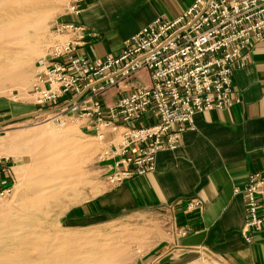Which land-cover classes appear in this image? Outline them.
<instances>
[{
    "label": "built area",
    "instance_id": "1",
    "mask_svg": "<svg viewBox=\"0 0 264 264\" xmlns=\"http://www.w3.org/2000/svg\"><path fill=\"white\" fill-rule=\"evenodd\" d=\"M85 2L70 0L53 23L56 37L36 61L28 93L43 110L38 115L89 127L101 145L102 182L114 188L153 172L158 152L178 146L196 113L240 102L232 96V74L246 65L251 44L264 40V0H195L178 17H157L139 29L118 54L94 60L78 52L86 38L78 21ZM142 70L147 84L104 102L109 89ZM9 191L2 189L0 200ZM234 191L244 196L241 235L249 243L264 228V169ZM202 206L200 199L186 203L187 210Z\"/></svg>",
    "mask_w": 264,
    "mask_h": 264
},
{
    "label": "crops",
    "instance_id": "2",
    "mask_svg": "<svg viewBox=\"0 0 264 264\" xmlns=\"http://www.w3.org/2000/svg\"><path fill=\"white\" fill-rule=\"evenodd\" d=\"M194 1L86 0L78 18L86 38L78 52L90 60L118 54L123 41L139 29L157 17H178ZM248 53L246 65L232 74V96L239 103L196 113L178 146L158 152L153 172L114 188L102 182L101 192L79 203L73 216L158 213L172 235L136 264H193L204 256L225 264H264V228L251 242L244 240V196L234 191L250 173L264 169V40L251 44ZM132 88L122 83L109 89L104 102L112 104ZM30 104L0 99V126L43 111ZM16 163L0 154V191L13 184ZM192 199H200L202 208L187 210Z\"/></svg>",
    "mask_w": 264,
    "mask_h": 264
},
{
    "label": "rangeland",
    "instance_id": "3",
    "mask_svg": "<svg viewBox=\"0 0 264 264\" xmlns=\"http://www.w3.org/2000/svg\"><path fill=\"white\" fill-rule=\"evenodd\" d=\"M69 2L70 0H56L46 4L48 18L45 20L44 27L41 30L40 53L36 57L30 58L24 66L28 79L24 85L18 86L17 88H14L10 82L1 85L0 99L13 104L31 106L30 103L32 100L29 96L28 89L33 77L34 66L36 61L44 55L46 48L53 38L56 37L53 23L65 13ZM15 70L17 71L18 68ZM124 83H129L130 86L134 87L145 85L148 83L147 73L145 70H142L140 77L135 75ZM45 124L50 125V127L53 126L52 128L58 130L59 133L62 130L74 128L67 134L70 140L68 143L70 144L69 146L74 145L73 143L75 142H84V144L86 143V148H81L78 152L77 150L74 152V149L73 151L70 149V152L69 150L63 151L64 153H61L57 157L59 161L63 160L58 165L62 171L61 176L58 175L59 177L56 179L43 180L40 183L41 185H38L40 189L44 187V190L42 189L44 193L41 194L43 200L38 203L35 202L28 210L34 219L30 224L34 232L40 234H50L56 231L71 234L77 233L76 235L89 236L91 239L105 238L108 239V242H117L116 248L120 249L122 254L119 256L120 258H115L111 264H136L140 259L142 260L145 253L148 255V253L154 251L158 245L164 243L165 239H168L172 235L169 224H164L159 221L160 217L158 213L152 211L146 213L119 214L117 216L107 217L108 219L104 216H98L92 219L74 217L73 209L79 206V203L91 196L99 194L102 190L103 171L101 170V165L97 162V153L101 145L93 137L89 127L84 123L68 121L65 125L60 126L50 120V117L40 115H34L26 120L0 126V154L11 156L14 161H17L16 167L14 168L15 175L13 184L10 187L9 193L0 200V210L6 205H11L13 209L10 208L9 212H13L17 210V205L20 201L23 202L27 198L31 199L33 197L30 195L31 181L35 180L36 176H39L38 173L44 169L43 165L46 159L53 153L52 150L46 149L48 140L44 138L21 139L16 142H11L10 136L14 134H29L36 129L43 128ZM66 152H69V154ZM73 153L76 154L74 155ZM69 164L76 165V167H73L76 170L70 171V168L67 166ZM31 168H35L36 170L34 169L33 172H30ZM22 181H26L27 183H23ZM13 202H16V205ZM5 217L6 214L0 213V220ZM107 234L108 237H106ZM110 234L111 236H109ZM193 264L225 263L220 262L216 258L204 256Z\"/></svg>",
    "mask_w": 264,
    "mask_h": 264
},
{
    "label": "bare ground",
    "instance_id": "4",
    "mask_svg": "<svg viewBox=\"0 0 264 264\" xmlns=\"http://www.w3.org/2000/svg\"><path fill=\"white\" fill-rule=\"evenodd\" d=\"M53 1L56 0H0V86L10 82L14 88H17L26 83L28 78L24 66L30 58H34L40 53L41 30L48 18L46 4ZM16 68H18L17 71ZM52 127L45 124L43 128L36 129L29 134L10 136L11 142L21 139L44 138L48 140L46 149L52 150L53 153L46 159L43 165L44 169L38 173L39 176L31 181V187L30 184L28 185L30 195L33 197L27 198L23 202L20 201L17 210L13 212H9L10 208L13 209L11 205H6L0 210L1 214H6V217L0 220V264H111L115 258L122 254L121 250L116 248L117 242H108V239L105 238L91 239L89 236L59 231L40 234L31 228L30 224L34 219L28 210L35 202L43 200L41 194L44 193L42 192L44 187L42 190L38 185L43 180L56 179L61 176L62 171L58 165L63 160L59 161L58 155L64 153L65 150L70 152V149L71 151L74 149V152L76 150L78 152L79 149L86 148L84 142H75L74 145L69 146L70 140L67 134L74 128L62 130L59 133ZM69 152L66 153L69 154ZM67 166L70 171L76 170L73 169L76 165L69 164ZM34 169L31 168L30 172H33ZM13 203L16 205V202Z\"/></svg>",
    "mask_w": 264,
    "mask_h": 264
},
{
    "label": "water",
    "instance_id": "5",
    "mask_svg": "<svg viewBox=\"0 0 264 264\" xmlns=\"http://www.w3.org/2000/svg\"><path fill=\"white\" fill-rule=\"evenodd\" d=\"M41 112H36L34 115H38V114H40Z\"/></svg>",
    "mask_w": 264,
    "mask_h": 264
}]
</instances>
